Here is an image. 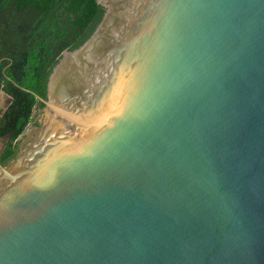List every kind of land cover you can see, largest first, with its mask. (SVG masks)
I'll return each mask as SVG.
<instances>
[{"label": "water", "instance_id": "water-1", "mask_svg": "<svg viewBox=\"0 0 264 264\" xmlns=\"http://www.w3.org/2000/svg\"><path fill=\"white\" fill-rule=\"evenodd\" d=\"M97 2L0 162V264H264V0Z\"/></svg>", "mask_w": 264, "mask_h": 264}, {"label": "trees", "instance_id": "trees-1", "mask_svg": "<svg viewBox=\"0 0 264 264\" xmlns=\"http://www.w3.org/2000/svg\"><path fill=\"white\" fill-rule=\"evenodd\" d=\"M104 12L97 0H0V89L9 104L0 110V160L12 157L18 137L46 97L48 76L61 53L89 37Z\"/></svg>", "mask_w": 264, "mask_h": 264}, {"label": "flooded vegetation", "instance_id": "flooded-vegetation-1", "mask_svg": "<svg viewBox=\"0 0 264 264\" xmlns=\"http://www.w3.org/2000/svg\"><path fill=\"white\" fill-rule=\"evenodd\" d=\"M6 94V93H5ZM8 95V94H7ZM9 96V95H8ZM8 106V105H7ZM7 106L4 108V109H1L0 108V110L1 111H4L6 108H7ZM41 108H42V106H39V105H37L35 108H34V110H33V112H32V119L30 120V122L28 123V124H31V125H37L38 124V115H39V112H40V110H41ZM27 124V125H28ZM8 141V136H4V137H0V154H1V152H2V150H3V147H4V145H5V143ZM20 142V141H19ZM19 142H18V145H19ZM18 149V148H17ZM7 161V160H6ZM6 161H1L0 160V162L1 163H4V162H6Z\"/></svg>", "mask_w": 264, "mask_h": 264}, {"label": "rangeland", "instance_id": "rangeland-1", "mask_svg": "<svg viewBox=\"0 0 264 264\" xmlns=\"http://www.w3.org/2000/svg\"><path fill=\"white\" fill-rule=\"evenodd\" d=\"M9 104V96L0 89V108L4 109Z\"/></svg>", "mask_w": 264, "mask_h": 264}]
</instances>
